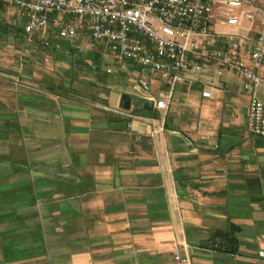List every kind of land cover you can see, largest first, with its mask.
Returning <instances> with one entry per match:
<instances>
[{"label":"crops","instance_id":"0c3cea01","mask_svg":"<svg viewBox=\"0 0 264 264\" xmlns=\"http://www.w3.org/2000/svg\"><path fill=\"white\" fill-rule=\"evenodd\" d=\"M54 42L44 61L0 39V264H264V138L243 76L203 62L148 110L157 75L114 58L104 81L73 58L102 46ZM220 231L237 253L205 246Z\"/></svg>","mask_w":264,"mask_h":264},{"label":"built area","instance_id":"2783aa9c","mask_svg":"<svg viewBox=\"0 0 264 264\" xmlns=\"http://www.w3.org/2000/svg\"><path fill=\"white\" fill-rule=\"evenodd\" d=\"M262 1L0 0V11L4 6L15 8L29 39L47 49L60 48L54 38L86 39L119 60L157 75L167 90L149 99L161 110L168 107L174 89L186 81L187 72L202 71L203 62L215 64L218 76L228 70L237 72L250 95L249 132L264 138V101L258 95V88L264 86ZM244 21L251 27H242ZM219 42L226 48H216Z\"/></svg>","mask_w":264,"mask_h":264},{"label":"rangeland","instance_id":"374dc122","mask_svg":"<svg viewBox=\"0 0 264 264\" xmlns=\"http://www.w3.org/2000/svg\"><path fill=\"white\" fill-rule=\"evenodd\" d=\"M261 5L264 7V0L261 2ZM17 11L13 7L4 6L0 11V39H8L9 37H18V38H26L28 42L31 43H37L38 47H31L35 51H38L39 56H41L45 61V56L48 54L49 50L42 45H40L35 39H29L28 35L23 31V21L18 17ZM242 27L249 28L251 27V23L244 21L242 22ZM253 29H256V26L252 27ZM255 31V30H254ZM252 31V33L254 32ZM58 40L61 42L64 40H69L67 38H61L58 37ZM29 54V53H28ZM98 55H101L99 51H92L90 52H80L76 51L73 54L74 61L78 64L79 62L83 64L85 67L84 69H92L95 73H98L101 75L102 79L105 81L110 76H113L112 74H108L106 72L108 63L115 65V59L116 58L110 51L106 50V56L103 58L98 59ZM30 56H28L27 59H29ZM117 59V58H116ZM83 62V63H82ZM90 63L94 68L100 67L98 70H94L89 65ZM146 77V76H145ZM102 80V81H103ZM163 88V84L161 83V86ZM155 95V94H154Z\"/></svg>","mask_w":264,"mask_h":264},{"label":"trees","instance_id":"16d2710c","mask_svg":"<svg viewBox=\"0 0 264 264\" xmlns=\"http://www.w3.org/2000/svg\"><path fill=\"white\" fill-rule=\"evenodd\" d=\"M208 248L222 252L237 253L239 250V240L233 232H217L212 240L205 243Z\"/></svg>","mask_w":264,"mask_h":264},{"label":"water","instance_id":"95a60500","mask_svg":"<svg viewBox=\"0 0 264 264\" xmlns=\"http://www.w3.org/2000/svg\"><path fill=\"white\" fill-rule=\"evenodd\" d=\"M154 107H155V101H154V99H147V100L144 102V108H145V109L153 110Z\"/></svg>","mask_w":264,"mask_h":264}]
</instances>
